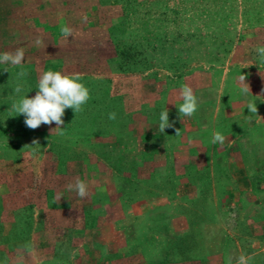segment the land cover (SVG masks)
I'll return each mask as SVG.
<instances>
[{
	"label": "rangeland",
	"instance_id": "374dc122",
	"mask_svg": "<svg viewBox=\"0 0 264 264\" xmlns=\"http://www.w3.org/2000/svg\"><path fill=\"white\" fill-rule=\"evenodd\" d=\"M257 46L264 0H0V54L25 53L0 64V264H264ZM50 70L81 74L90 99L33 130L13 105Z\"/></svg>",
	"mask_w": 264,
	"mask_h": 264
},
{
	"label": "clouds",
	"instance_id": "9594fccd",
	"mask_svg": "<svg viewBox=\"0 0 264 264\" xmlns=\"http://www.w3.org/2000/svg\"><path fill=\"white\" fill-rule=\"evenodd\" d=\"M86 20V17L82 18ZM61 34L67 40L69 36H74V31L68 26L61 28ZM42 43L40 38L35 40V44L39 46ZM256 52L259 56L264 57V46H257ZM25 60V53L23 48H18L14 52H4L0 54V64L5 65H20ZM4 71L8 72L7 67ZM19 76H24L26 73L20 72ZM171 75V73H168ZM82 77L79 73L63 74L60 71H46L39 77V82L36 95L32 98L27 96L22 98L18 103L13 105L16 115H24L25 125L30 129H37L42 124L51 125L56 124L55 130H62L64 124V114L66 109H72L75 113L82 111V106L90 99L89 89L81 83ZM246 77L241 75L239 83L242 85L241 91L245 94L251 92L250 87L245 83ZM21 87L17 86L14 92L19 93ZM180 99L183 101L178 107L180 116L192 117L198 110V98L194 94L191 86L185 84L181 87L179 92ZM247 109L251 113L257 114V106L254 102H249ZM116 114L110 113L109 119H115ZM160 123L158 125L161 133L165 132L166 128H172L174 122H169V113L165 109L160 113ZM180 129H176V135H179ZM226 137L220 132L214 133L211 143H219L224 145ZM33 143H38L33 141ZM67 188L70 191H75L77 196L81 199L89 196L88 185L77 179L75 183H69ZM231 264V259H229ZM237 264H248V258L241 255L238 258Z\"/></svg>",
	"mask_w": 264,
	"mask_h": 264
}]
</instances>
